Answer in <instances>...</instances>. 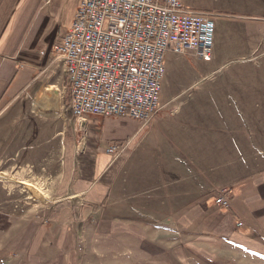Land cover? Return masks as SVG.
<instances>
[{"label":"crops","instance_id":"1","mask_svg":"<svg viewBox=\"0 0 264 264\" xmlns=\"http://www.w3.org/2000/svg\"><path fill=\"white\" fill-rule=\"evenodd\" d=\"M81 1L0 0V159L50 191L37 214L16 199L27 179L0 180V264H162L160 230L227 256L187 241L173 261L264 264V0H182L217 13L204 70L168 52L161 88L182 84L150 122L89 114L79 128L39 97L64 86L53 46ZM222 188L231 208L215 202Z\"/></svg>","mask_w":264,"mask_h":264},{"label":"built area","instance_id":"2","mask_svg":"<svg viewBox=\"0 0 264 264\" xmlns=\"http://www.w3.org/2000/svg\"><path fill=\"white\" fill-rule=\"evenodd\" d=\"M216 15L182 0H82L72 26L53 46L76 126L89 114L150 122L161 108L167 53L210 60ZM216 203L231 208L228 188L218 190Z\"/></svg>","mask_w":264,"mask_h":264},{"label":"rangeland","instance_id":"3","mask_svg":"<svg viewBox=\"0 0 264 264\" xmlns=\"http://www.w3.org/2000/svg\"><path fill=\"white\" fill-rule=\"evenodd\" d=\"M181 64H182V67L183 66L186 67L187 71H189L192 67H194V65L197 66L198 69L204 70L205 66H207L208 63L205 60L201 61L200 59H197L194 56L192 57V55H187L185 57L184 56L182 57V63ZM228 68L229 67H226L225 70H227ZM65 84H66V81L64 83V86H66ZM181 84H182V82H180L178 80L175 81L173 86L171 87V88H173L172 90H175ZM64 86L62 84L58 85V87L60 88V91L58 88H56V86H51V87H47L46 89H43L42 94L39 97V99L45 95L46 90H49L50 88H53V89L55 88L57 90L56 93H58V95L60 96L59 97L60 98L59 99V102H60L59 110H60L61 102L63 105L65 104V101L67 102V93L64 92V88H63ZM171 88L169 86H163L161 88L160 101L166 95H169L172 92ZM37 97H36V99H37ZM181 98H182V96H181ZM36 99H35V101L37 102L39 99H37V100ZM35 106H36V104H35ZM3 145H4L3 143H0V148H2ZM49 153L51 154V151H49ZM44 167H46V166H44ZM46 168H44V169L41 168V171H49L47 169H49L50 167H48L47 169ZM0 169L5 170V171H1L0 180L14 181V182L23 181L24 182V180L27 179V181H25V184H24V187L26 186V188H25L26 191H23V190L18 191V193L16 194V199H20V202H22V203L23 202H30L29 204H26V205L28 207L32 208L33 213L41 214V212H43V210H45V208H48V206L50 205V204H48V202H50V201L47 198L50 196L49 195L50 191H47V189H49V188L46 189L45 187L42 186V184L40 182H39L40 184H36L37 182H33V180H28V178L36 179L33 177L34 175L32 177H27L26 179H24V178L18 177L17 175L15 176L13 174L6 172V171H8V159H7V157H5V159H2V158L0 159ZM5 181H2V182L4 183ZM40 185L43 187V189L39 187ZM21 188H23V186H21ZM159 232H160V236L157 237L158 240H154V241L160 242L161 247H159L158 251L160 254V259L163 260L162 264H206V263H209V261H212L207 256H206L207 259H205V257L200 255V254H193V256H196L199 259V261H196V260L193 261L192 257L188 259L189 263H184V261H179V262L176 260L173 261L171 258L174 255H176V256L179 255L182 258H184V256H190L189 251L185 252V254H188V255L182 254L179 251H177V248L179 247V245H183L187 241H190V243L192 242V244H195V246H201V245L207 246L206 248H208L209 250H211L214 253V255H215L214 258L216 260L217 259H220V260L227 259L226 258L227 256H225V254H224L225 252L223 253L222 251H218L216 249L213 250L212 247L216 246V244H215L216 242H213L212 244L209 243L208 245H205L202 242V240L200 239L201 237H198V236H192V239H187L183 236V233L179 234L177 232L175 233V232H171V231H168L170 233H165L163 230H160ZM162 233L165 235H162ZM132 243L133 242H127V244L129 246H131ZM165 251H169L171 254V257ZM217 251L220 253L217 254ZM203 257H204V259H203ZM261 257L264 258V254H261ZM182 260H184V259H182ZM186 262H187V260H186ZM220 264H224V263L220 262Z\"/></svg>","mask_w":264,"mask_h":264},{"label":"bare ground","instance_id":"4","mask_svg":"<svg viewBox=\"0 0 264 264\" xmlns=\"http://www.w3.org/2000/svg\"><path fill=\"white\" fill-rule=\"evenodd\" d=\"M42 102H44V103L47 102L44 105V107H46L48 105L47 109H45V110L43 109V107H40V111L42 113H47V112H49L52 109L56 110V108H58V104H59V95L56 92L47 91V93L44 95V99L41 100L39 103H42ZM50 103H52V104H50ZM215 202H216V200H215Z\"/></svg>","mask_w":264,"mask_h":264},{"label":"trees","instance_id":"5","mask_svg":"<svg viewBox=\"0 0 264 264\" xmlns=\"http://www.w3.org/2000/svg\"><path fill=\"white\" fill-rule=\"evenodd\" d=\"M64 107H65V111H66V114L69 116V115H71V113H70V110L68 109V101L66 102L65 101V104H64Z\"/></svg>","mask_w":264,"mask_h":264}]
</instances>
